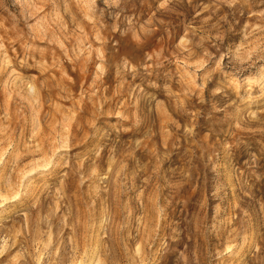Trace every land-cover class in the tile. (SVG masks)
<instances>
[{
    "label": "rangeland",
    "instance_id": "rangeland-1",
    "mask_svg": "<svg viewBox=\"0 0 264 264\" xmlns=\"http://www.w3.org/2000/svg\"><path fill=\"white\" fill-rule=\"evenodd\" d=\"M0 264H264V0H0Z\"/></svg>",
    "mask_w": 264,
    "mask_h": 264
}]
</instances>
